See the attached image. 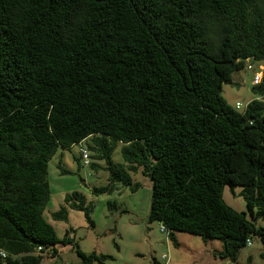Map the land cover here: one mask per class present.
Returning a JSON list of instances; mask_svg holds the SVG:
<instances>
[{
    "label": "trees",
    "instance_id": "16d2710c",
    "mask_svg": "<svg viewBox=\"0 0 264 264\" xmlns=\"http://www.w3.org/2000/svg\"><path fill=\"white\" fill-rule=\"evenodd\" d=\"M261 59L264 0H0L2 264H39L58 243L74 246L78 264L112 259L82 252L68 231L57 237L42 213L47 162L87 137L108 173L93 195L116 183L134 191L129 172L140 168L151 182L147 221L164 224L173 244L176 231L216 239L214 253L234 262L256 235L264 258L254 223L264 219V100L238 111L220 94ZM257 85L264 97V72ZM116 142L122 163L110 157ZM234 185L253 221L224 202ZM69 209L93 227L77 191L50 217L66 220Z\"/></svg>",
    "mask_w": 264,
    "mask_h": 264
},
{
    "label": "rangeland",
    "instance_id": "374dc122",
    "mask_svg": "<svg viewBox=\"0 0 264 264\" xmlns=\"http://www.w3.org/2000/svg\"><path fill=\"white\" fill-rule=\"evenodd\" d=\"M258 63L264 64V60L253 62V66ZM251 71L253 74V70L240 69L243 82L221 85L220 94L227 97L231 94L239 95L241 106L238 111L242 110L244 98L252 92L249 84ZM91 144L90 137H87L67 148L58 147L47 162L49 197L42 213L57 237L61 238L68 231L82 252L94 251L111 255L112 259H107L105 264H151L153 260L156 264H264V258L259 256L263 251L262 245L256 235L250 236V245L241 248L234 262L213 253L221 250V243L216 239L203 242L196 235L176 231L174 238L177 245L173 244L168 235L158 230V221H147L151 182L140 172V168L136 172H129L132 183H137L134 191L116 183L111 192L93 195L90 188L104 185L108 173L104 161L97 159L95 151L88 147ZM79 146L86 147L88 164L82 163L78 153ZM110 157L113 162L122 163L119 142L115 143ZM61 169L66 172L60 173ZM239 190L238 185L231 188L224 186L222 198L228 206L236 211H243L246 218L253 221ZM72 191L81 193L85 203L92 206L90 218L93 227L85 221L82 212L75 209L68 210L66 220H54L50 217V213L61 204L63 195ZM108 201L113 202L114 206H108ZM254 223L264 227L262 218H256ZM55 247L57 254L50 256L45 251L39 264L80 262L73 245L58 243ZM161 255L166 258H160Z\"/></svg>",
    "mask_w": 264,
    "mask_h": 264
},
{
    "label": "built area",
    "instance_id": "2783aa9c",
    "mask_svg": "<svg viewBox=\"0 0 264 264\" xmlns=\"http://www.w3.org/2000/svg\"><path fill=\"white\" fill-rule=\"evenodd\" d=\"M261 60H264V59H261ZM261 60H257V61L256 60L255 61L248 60L244 65V68H246L247 70H254V68H257V70H255L254 73L252 74V78H251V82L253 85L259 84L262 80V76H263V72H264V64L258 63L255 66H253V62H259ZM262 98H263V96H262ZM263 100H264V98H263ZM239 107H240V104L238 102H235L234 108L238 109ZM78 153L80 154V157H81L83 164H87L88 152H87L86 147L79 146ZM158 230L160 232H164L167 235L168 230L164 224L159 223ZM245 244L250 245V240L246 239ZM4 255H5V253L2 250H0V256L4 257ZM160 258L165 259L166 257L164 255H161Z\"/></svg>",
    "mask_w": 264,
    "mask_h": 264
},
{
    "label": "crops",
    "instance_id": "0c3cea01",
    "mask_svg": "<svg viewBox=\"0 0 264 264\" xmlns=\"http://www.w3.org/2000/svg\"><path fill=\"white\" fill-rule=\"evenodd\" d=\"M242 69H244V68H242ZM253 71H255V70H253ZM251 78H252V71H251V77H250V80H249L250 89H251L252 92H250V94L246 98H244L242 109L245 107L246 103L249 102L250 100H252V99H257V100L258 99H262V95H260L258 92H256V87L258 85H253L252 82H251ZM236 82H239V83L243 82L242 72H240V70L234 71L231 74V83L234 84ZM252 88H254V90ZM221 96L226 101V103L228 105H230L231 107H233V108H234L235 102H238L239 104H241L240 101H238V97H239L238 94H231L229 97H227L225 94L221 93ZM213 253H214V251H213Z\"/></svg>",
    "mask_w": 264,
    "mask_h": 264
}]
</instances>
